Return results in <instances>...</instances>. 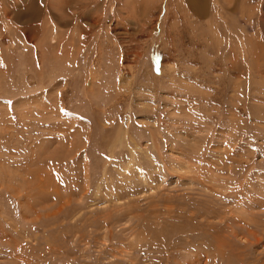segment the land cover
<instances>
[{
	"label": "rangeland",
	"instance_id": "obj_1",
	"mask_svg": "<svg viewBox=\"0 0 264 264\" xmlns=\"http://www.w3.org/2000/svg\"><path fill=\"white\" fill-rule=\"evenodd\" d=\"M15 1L0 264H264V0Z\"/></svg>",
	"mask_w": 264,
	"mask_h": 264
},
{
	"label": "bare ground",
	"instance_id": "obj_2",
	"mask_svg": "<svg viewBox=\"0 0 264 264\" xmlns=\"http://www.w3.org/2000/svg\"><path fill=\"white\" fill-rule=\"evenodd\" d=\"M4 1H5V0H4ZM16 1H17V0H16ZM16 1H15V2H16ZM19 1H20V0H19ZM26 1H27V0H26ZM28 2H29V1H28ZM33 2H34V0H33ZM35 2H36V1H35ZM35 2H34V3H35ZM37 2H38V0H37ZM30 4H31V3H30Z\"/></svg>",
	"mask_w": 264,
	"mask_h": 264
}]
</instances>
